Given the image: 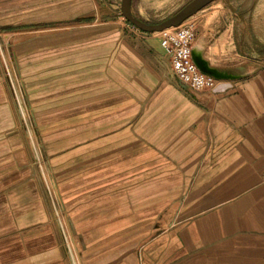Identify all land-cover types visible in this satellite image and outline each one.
Segmentation results:
<instances>
[{
  "label": "crops",
  "instance_id": "1",
  "mask_svg": "<svg viewBox=\"0 0 264 264\" xmlns=\"http://www.w3.org/2000/svg\"><path fill=\"white\" fill-rule=\"evenodd\" d=\"M38 1L0 31L65 27ZM73 26L16 47L46 173L0 80V264H264L262 39L202 92L160 40Z\"/></svg>",
  "mask_w": 264,
  "mask_h": 264
},
{
  "label": "rangeland",
  "instance_id": "2",
  "mask_svg": "<svg viewBox=\"0 0 264 264\" xmlns=\"http://www.w3.org/2000/svg\"><path fill=\"white\" fill-rule=\"evenodd\" d=\"M192 0H132L133 14L150 23H159L187 5ZM43 7L51 6L50 0H39ZM53 11L58 12L53 19L55 25L65 27L52 29H28V31H0V80L10 91V97L18 118V130L28 141L32 161L46 173L48 164L41 155V142L38 121L28 94V85L20 72L17 60L19 41L34 39L37 35L49 34L60 29H92L99 25H115L125 33H140L145 37L159 40V32H144L128 21L121 9V0H53ZM27 7L32 2L28 1ZM49 4V5H47ZM88 19V20H87ZM89 23L80 28L79 23ZM168 30L169 33L180 28L193 31L192 47L199 48L205 60L217 63L220 67H233L248 61L241 56L252 58L259 39L264 43V0H214L191 18ZM51 24V23H50ZM53 27L52 25H49ZM180 26V28H179ZM197 62V61H196ZM198 64V63H197ZM205 92V91H202ZM49 180L48 176H46Z\"/></svg>",
  "mask_w": 264,
  "mask_h": 264
},
{
  "label": "built area",
  "instance_id": "3",
  "mask_svg": "<svg viewBox=\"0 0 264 264\" xmlns=\"http://www.w3.org/2000/svg\"><path fill=\"white\" fill-rule=\"evenodd\" d=\"M160 34V44L169 58L171 74L191 90H213L218 79L214 74L203 71L195 61L193 31L180 28L173 33L161 31ZM262 177L264 179V171Z\"/></svg>",
  "mask_w": 264,
  "mask_h": 264
},
{
  "label": "water",
  "instance_id": "4",
  "mask_svg": "<svg viewBox=\"0 0 264 264\" xmlns=\"http://www.w3.org/2000/svg\"><path fill=\"white\" fill-rule=\"evenodd\" d=\"M213 1L214 0H192L187 5L182 7L179 11H177L175 14L159 23H150L136 17L132 12V0H121L120 9L124 17L138 29L144 32L154 33L161 32L164 31L166 28L182 24L188 18H190L200 10L204 9ZM202 70L207 73L213 74L205 69Z\"/></svg>",
  "mask_w": 264,
  "mask_h": 264
},
{
  "label": "bare ground",
  "instance_id": "5",
  "mask_svg": "<svg viewBox=\"0 0 264 264\" xmlns=\"http://www.w3.org/2000/svg\"><path fill=\"white\" fill-rule=\"evenodd\" d=\"M192 17V16H191ZM190 17V18H191ZM189 19V18H188ZM187 19V20H188ZM186 20V21H187ZM185 22V21H184ZM182 23V24H185V23ZM181 25V24H180ZM176 26H172V27H169V28H166L164 31H168V30H170V29H172V28H175ZM160 33V32H159ZM195 56H196V61H197V63H198V65L202 68V69H205V70H207V71H210L211 73H213L214 75H216V76H222V74L218 71V70H216V69H214V68H212V67H210L208 64H207V62H206V60L195 50Z\"/></svg>",
  "mask_w": 264,
  "mask_h": 264
}]
</instances>
